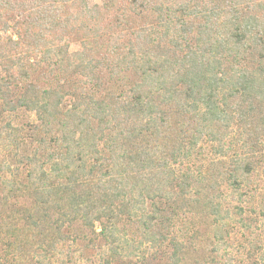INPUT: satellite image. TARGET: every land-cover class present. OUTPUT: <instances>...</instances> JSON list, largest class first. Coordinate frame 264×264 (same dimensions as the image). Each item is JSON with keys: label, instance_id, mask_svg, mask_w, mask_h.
Segmentation results:
<instances>
[{"label": "trees", "instance_id": "trees-1", "mask_svg": "<svg viewBox=\"0 0 264 264\" xmlns=\"http://www.w3.org/2000/svg\"><path fill=\"white\" fill-rule=\"evenodd\" d=\"M0 158V264H232L264 229V0H0Z\"/></svg>", "mask_w": 264, "mask_h": 264}, {"label": "rangeland", "instance_id": "rangeland-1", "mask_svg": "<svg viewBox=\"0 0 264 264\" xmlns=\"http://www.w3.org/2000/svg\"><path fill=\"white\" fill-rule=\"evenodd\" d=\"M87 3L92 6L94 4H101V0H87ZM79 48V45L76 43H73L71 45L70 50H77ZM28 117L29 120L33 119L32 115H25V119ZM1 159V158H0ZM7 161L5 163V167L8 166L9 169H11V174H16V162H12L10 159L7 158ZM2 166V163L0 162V167ZM4 166V164H3ZM0 168V177L3 176V173L1 172V170L4 171V175L8 174L5 176V179L7 180L6 177L9 176V169L6 168ZM254 182L252 186H260L263 184L264 182V178L262 177V173H257L254 175ZM259 176V177H258ZM260 226V227H259ZM234 229H232V231H234V234H231V247L230 249H228V252H231V257L230 260L232 262V264H264V251H259V252H255L251 255L249 254L250 252V242H256L259 246H261V248L264 247V229L261 225V223H257V227L255 225H253L251 231H245L242 228L239 227H235L233 226ZM3 234V233H2ZM1 234V235H2ZM3 237V236H2ZM1 237V238H2ZM5 240H1L0 239V254H3L6 252H3L4 250V244H5ZM197 244V243H196ZM23 247V244H20ZM66 245L67 242H59L56 245V251H55V256H53L52 258V263L50 264H61L62 261H64V256L62 254H64L65 250H66ZM194 245V250L190 248L189 252L186 253V257L188 262H191L195 252L197 254V249L199 247V245ZM192 245V246H193ZM29 246L31 247L32 245L29 244ZM204 247V245H202ZM20 250V249H19ZM14 251V250H13ZM41 250H37V253H40ZM3 252V253H2ZM35 252L36 250H25L22 253H17V255H8V257H6V261L5 264H35L34 263V259L36 258L35 256ZM209 252V251H208ZM199 256L198 257H202V258H208L209 260V264H219L218 262L213 261L210 258V253H206V254H202L200 251H198ZM64 264V263H62ZM70 264V263H68ZM86 264V261H85Z\"/></svg>", "mask_w": 264, "mask_h": 264}]
</instances>
